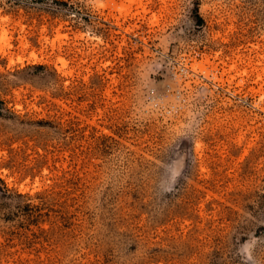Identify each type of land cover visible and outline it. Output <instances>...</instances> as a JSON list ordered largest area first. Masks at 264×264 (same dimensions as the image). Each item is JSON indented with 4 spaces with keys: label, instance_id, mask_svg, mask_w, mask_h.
<instances>
[{
    "label": "rangeland",
    "instance_id": "rangeland-1",
    "mask_svg": "<svg viewBox=\"0 0 264 264\" xmlns=\"http://www.w3.org/2000/svg\"><path fill=\"white\" fill-rule=\"evenodd\" d=\"M0 264H264V0H0Z\"/></svg>",
    "mask_w": 264,
    "mask_h": 264
}]
</instances>
